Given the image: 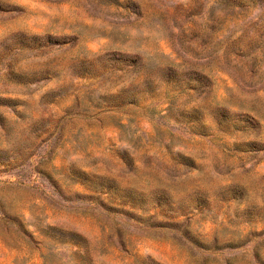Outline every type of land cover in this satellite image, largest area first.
Masks as SVG:
<instances>
[{"label": "rangeland", "instance_id": "obj_1", "mask_svg": "<svg viewBox=\"0 0 264 264\" xmlns=\"http://www.w3.org/2000/svg\"><path fill=\"white\" fill-rule=\"evenodd\" d=\"M153 3L0 0V264H264V0Z\"/></svg>", "mask_w": 264, "mask_h": 264}, {"label": "trees", "instance_id": "obj_2", "mask_svg": "<svg viewBox=\"0 0 264 264\" xmlns=\"http://www.w3.org/2000/svg\"><path fill=\"white\" fill-rule=\"evenodd\" d=\"M157 3H153L151 7V12L159 17L161 20L165 21L166 16L169 11L166 8L165 0H154ZM205 0H192L194 5L193 13H197L201 7V2ZM217 5L213 6V12L217 11L222 18L227 17H238L247 15L248 10L251 8L252 0H216ZM215 14V13H214ZM221 19V18H219Z\"/></svg>", "mask_w": 264, "mask_h": 264}]
</instances>
